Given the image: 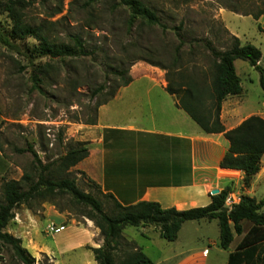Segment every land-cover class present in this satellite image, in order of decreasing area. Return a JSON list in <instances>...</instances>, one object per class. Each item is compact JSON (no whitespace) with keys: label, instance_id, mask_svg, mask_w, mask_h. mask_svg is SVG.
Masks as SVG:
<instances>
[{"label":"rangeland","instance_id":"1","mask_svg":"<svg viewBox=\"0 0 264 264\" xmlns=\"http://www.w3.org/2000/svg\"><path fill=\"white\" fill-rule=\"evenodd\" d=\"M11 1L17 2L0 0V32L6 35L12 26L6 9ZM138 1L155 12L161 27L136 22L128 31V11L118 0H20L22 3L16 7L22 22L39 28L42 36L55 44L72 45L73 38H77L85 55L35 58L29 52L37 42L28 37L10 39L13 48L0 45V196L3 183L19 181L25 172L36 168L31 154L20 152L27 146L33 148L43 166L50 165L56 171L54 164L60 157L78 143L88 144L97 105L134 71L161 70L174 87L180 82V75L198 82L205 74L207 92L203 102L209 106L213 60L204 48L206 42L217 51H224L231 36H235L241 44L260 50L264 67V19L259 22V18H253L264 12V0ZM179 41L185 45L175 63ZM234 67L244 90L245 108L264 115V92L257 82L258 72L244 61H235ZM99 86L104 89L94 97ZM55 178L73 179L81 191L102 200L97 188L89 187L75 167L56 172ZM105 203L109 212L112 205ZM47 208L64 221L63 232L46 231L54 221L45 217ZM83 212L86 210L65 196L55 197L54 203L32 201L14 210V219L4 232L19 238L24 248L32 239L49 253L36 254L37 264H95L87 247L73 251L71 246L83 241L80 231L88 227L89 220ZM30 220L39 221L31 232L26 223ZM51 223L58 226L55 221ZM213 224L206 225L204 231L218 237L217 225ZM136 232L128 227L122 236L138 242ZM98 239L102 240L100 235ZM0 264L19 263L4 251Z\"/></svg>","mask_w":264,"mask_h":264},{"label":"trees","instance_id":"2","mask_svg":"<svg viewBox=\"0 0 264 264\" xmlns=\"http://www.w3.org/2000/svg\"><path fill=\"white\" fill-rule=\"evenodd\" d=\"M118 1L119 5L128 11V18L125 22L128 31L136 22L161 27L155 12L140 1ZM21 3L20 0L11 1L6 6L12 26L9 35L0 32V45L13 48L15 45L10 39L28 37L37 42L29 52V55L35 58L55 59L85 55L84 47L77 38H73L72 45L55 44L42 36L39 28L22 22L16 7ZM262 15L264 12L253 18L257 20ZM184 45V41H179V45L175 48V63L179 61V52ZM204 48L213 60L209 94L211 104L206 106L203 102L207 92V88L204 87L206 86L205 74H202L198 82L191 78L184 79L180 75V82L175 87L166 80V92L176 97L177 107L184 111L202 132L205 134L223 133L229 143V148L219 166L222 169L243 172L242 183L244 187H247L251 179L259 172L260 161L264 155V119L251 116L235 129L225 132L220 123L219 114L222 102L227 97L239 96L242 93L240 79L234 67L235 61L247 62L258 72L259 85L264 92V67L259 65L262 55L259 49L250 44H241L235 36H231L230 45L224 51H217L209 42H206ZM152 66L158 67L157 65ZM130 82V77L125 78L106 100L97 105V109L111 100L119 88L127 86ZM103 89L104 86H99L93 92V96L98 95ZM20 152L30 153L37 166L32 172H25L19 181H7L1 186L0 259L5 251L19 264H37L35 258L22 247L21 240L4 232V229L14 219V210L17 207L29 205L36 200L54 203L55 197L65 196L86 210L82 213L83 217L91 221L99 231L102 245L98 248H86L91 252L96 264H154L133 242L126 241L122 237V231L126 227H153L158 231L160 238L173 242L182 224L201 220L217 221L219 247L222 250L229 248L234 236L242 235V222L250 223L249 230L237 244L234 252L229 254L227 264H264V213L261 212L264 206L263 201L257 202L254 198L243 196L237 205L227 210L224 207V201L230 194V190L225 188L211 196L208 206L185 211H177L174 208L163 209L155 202H139L130 206H122L113 196L103 194L89 179H86V184L89 187H96L102 200L89 192L81 191L73 179L55 178L56 172L67 171L86 158L88 144L78 143L74 149L60 157L54 164L56 171L50 165L43 166L31 146H27L26 150ZM78 173L85 177L83 173ZM105 202L112 205L109 212L105 209Z\"/></svg>","mask_w":264,"mask_h":264},{"label":"crops","instance_id":"3","mask_svg":"<svg viewBox=\"0 0 264 264\" xmlns=\"http://www.w3.org/2000/svg\"><path fill=\"white\" fill-rule=\"evenodd\" d=\"M262 19L264 15L258 21ZM130 78L127 86L98 107L87 156L75 166L78 172L122 206L155 202L163 209L185 211L208 206L212 192L225 188L239 199L246 196L264 202V155L259 172L244 187L243 172L219 166L229 148L223 133L205 134L177 107L176 97L166 92V78L161 70L142 68L130 73ZM244 97L242 88L239 96L222 102L219 120L225 132L251 116L264 119L262 113L245 108ZM261 212L264 213V206ZM45 217L58 225L64 223L51 208H47ZM38 222L26 221L30 232ZM87 223L88 227L80 231L83 241L72 244L73 251L102 244L98 229ZM213 223L217 225L216 220L185 222L173 242L160 238L153 227L135 228L138 242L122 237L133 242L154 264H227L229 254L251 224L242 222V235L234 236L229 248L222 250L218 225V237L204 231L206 225ZM27 244L25 249L33 251L29 252L32 257L38 253L49 255L32 239Z\"/></svg>","mask_w":264,"mask_h":264},{"label":"built area","instance_id":"4","mask_svg":"<svg viewBox=\"0 0 264 264\" xmlns=\"http://www.w3.org/2000/svg\"><path fill=\"white\" fill-rule=\"evenodd\" d=\"M240 202V199L238 197L232 196V195H228L224 201V207L227 210H230L234 205H237ZM65 226L64 225H54L53 223H50L47 226V232L48 233H59L64 231Z\"/></svg>","mask_w":264,"mask_h":264},{"label":"water","instance_id":"5","mask_svg":"<svg viewBox=\"0 0 264 264\" xmlns=\"http://www.w3.org/2000/svg\"><path fill=\"white\" fill-rule=\"evenodd\" d=\"M216 194H218V191L215 190L212 192V195H216Z\"/></svg>","mask_w":264,"mask_h":264}]
</instances>
